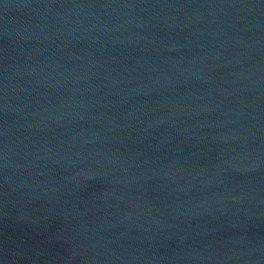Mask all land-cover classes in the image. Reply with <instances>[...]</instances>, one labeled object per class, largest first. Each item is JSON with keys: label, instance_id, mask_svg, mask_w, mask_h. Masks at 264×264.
<instances>
[{"label": "water", "instance_id": "water-1", "mask_svg": "<svg viewBox=\"0 0 264 264\" xmlns=\"http://www.w3.org/2000/svg\"><path fill=\"white\" fill-rule=\"evenodd\" d=\"M0 264H264V0H0Z\"/></svg>", "mask_w": 264, "mask_h": 264}]
</instances>
